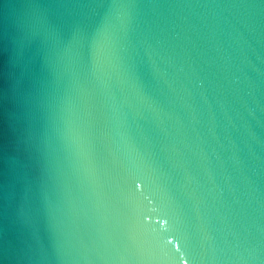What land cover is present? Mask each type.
<instances>
[{
	"label": "water",
	"instance_id": "1",
	"mask_svg": "<svg viewBox=\"0 0 264 264\" xmlns=\"http://www.w3.org/2000/svg\"><path fill=\"white\" fill-rule=\"evenodd\" d=\"M0 264H264V0H0Z\"/></svg>",
	"mask_w": 264,
	"mask_h": 264
}]
</instances>
